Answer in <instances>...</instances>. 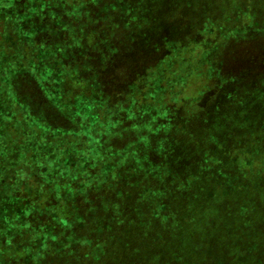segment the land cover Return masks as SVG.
<instances>
[{"label": "trees", "instance_id": "1", "mask_svg": "<svg viewBox=\"0 0 264 264\" xmlns=\"http://www.w3.org/2000/svg\"><path fill=\"white\" fill-rule=\"evenodd\" d=\"M179 1L151 0L154 11L129 27L122 13L99 27L77 11L80 4L91 6L90 0H0V264H264V214L255 225L236 216L242 206L259 210L252 201L264 175L246 170L253 160L247 161L250 166L241 162L240 176L255 181L243 188L240 176L207 172L212 166L222 169L225 162L203 152L208 134L221 136L223 129L242 136L246 130L248 138L254 137L240 113L242 105L257 102L246 98L236 106L227 99L216 109L201 104L214 77L207 70L199 74L209 80L203 85L194 67L188 69L193 61L186 55L202 35L194 62L206 64L205 55L217 50V29L204 28L196 37L199 22H193L186 5L179 8ZM176 6L167 24L172 22L173 32L193 33L186 45L180 35L166 40L163 32L155 36L146 27L165 18L162 10ZM255 6L253 0L243 2L248 21L238 25L261 21L252 16ZM45 10L52 12L40 22ZM222 19L216 20L219 28ZM19 26L24 28L18 31ZM69 33L81 38L65 48ZM45 59L57 61L47 74L64 72L56 85L52 76L42 85L30 78L37 67H45ZM134 65L143 73L130 72ZM246 67L244 75L237 66L229 74L235 72L233 86L259 82L257 62ZM188 77L197 78L196 86ZM175 80L181 84L170 104L166 94L171 96ZM190 87L195 88L184 94ZM153 92L162 103L150 100ZM252 107L247 108L255 115ZM183 153L191 156L187 164L196 162V170L181 167L176 158ZM247 191L252 197L241 198L237 206L230 199ZM202 204L216 206L222 216L231 211V225L207 223L196 210ZM258 224L263 226L258 236L245 238L240 251L221 239L233 226L234 233L256 235ZM210 227L220 242L211 239ZM200 230L206 236L194 237Z\"/></svg>", "mask_w": 264, "mask_h": 264}, {"label": "rangeland", "instance_id": "2", "mask_svg": "<svg viewBox=\"0 0 264 264\" xmlns=\"http://www.w3.org/2000/svg\"><path fill=\"white\" fill-rule=\"evenodd\" d=\"M143 0H99L98 2H94L90 0V5H84L81 6L80 4L78 7L79 9L77 11H81L84 13L82 16L86 22L91 21L96 23L97 26H101L106 22H109L111 17H115L116 15L122 13L125 17L126 21L129 22L128 27L130 26V22L132 20H138L140 16H144L147 11L148 14L152 13L154 9H152V6L150 5L151 0H145V4L142 5ZM247 0H180L179 3L182 4L180 7H185V5L193 10V22L198 21L199 26L197 25L196 29L193 30V33L196 37L200 36L202 34V30L204 28L206 31L210 30V27L212 29H217V39H215V46L217 50L212 51L211 53L205 55L207 59L206 64L203 66L196 65L197 63L194 62L196 56L200 52L198 47H196L197 43L202 41L204 37L201 35L198 39L195 38V41L193 44H191V48L195 49L192 51L190 55H186V58L188 60H192L193 63L189 64L188 69L191 67H194L193 74L197 78H200L203 81V85L207 82H209L207 76L205 77H199L198 75L201 73H204L205 70H207V74L210 73L214 77V83L212 85V88L204 93L202 97V103L206 105V107H211L210 105H207V103H211L212 106L216 109L222 105L224 100L229 99V102H233V104H236V106H241V102L246 98H253L257 104L255 105H242L243 113H240L241 120L245 121L248 119L247 127H244L245 129L249 130L254 137L248 138V133L246 134V130H242V136L240 133L236 132L231 129V131H228L229 129H223L221 132V136L218 133H215L214 135L208 134V137L204 140V143L207 144L205 150L203 152H212V154L225 162V166L218 170L216 166L210 167L207 172L214 173V172H221L224 173L227 176L237 175L240 176L241 174H244L243 171H241V162L243 166H250L248 164L252 162L251 167H245L246 170H251L249 173L254 174L257 176L259 173L260 175H264V0H253L254 4H257L258 7L255 6V13L252 16L253 18H256L255 16H260L261 21L257 24H251L247 27H242L239 24L240 20H246L242 16V13L244 12L243 2ZM196 2L195 5L193 3ZM150 7H147V5ZM233 4L237 5V9L233 7ZM138 6L140 8L138 9ZM22 8V7H21ZM178 6L173 8L171 11L168 10H162L161 16L164 12H166L165 18L161 17L159 20H155L153 23H149V26L146 25L147 29L151 30L155 36H159L161 34L160 32H163L165 34L166 40H173L175 36L180 35V40L183 41L185 44L186 42L190 41L191 38H193V33L191 36H186L188 34H181L180 32H173L171 30L172 28V22H169V25L167 24V19H173L174 16L177 14ZM226 10V11H225ZM22 12V9H17V12ZM52 10H45L42 15H40L39 20L40 22H43L45 19V16L49 13H51ZM226 13V14H225ZM223 17L221 24L223 27H218L219 24L216 23V20H218V17ZM35 18V17H33ZM115 20V18L110 19ZM212 20L215 23H212ZM248 21V20H246ZM37 22V21H36ZM205 22L209 24H205ZM31 23V22H30ZM32 23H35V20H33ZM237 24V25H235ZM27 24H24L26 26ZM210 25V26H209ZM24 26L16 27V30L20 31L19 29L24 28ZM38 26V25H37ZM35 26V27H37ZM66 26V24L64 25ZM87 27L92 26L90 24H86ZM235 26H238L239 29H235ZM158 31H160L158 33ZM210 32V31H209ZM81 38L80 36L78 39L75 38L73 33H69V36L65 37V40H68V43H65L67 46H72L74 42L79 40ZM206 39H213V35L205 37ZM33 45V41H30ZM41 41V43H43ZM212 42V41H211ZM39 43V44H41ZM38 44V45H39ZM186 45V44H185ZM198 46V45H197ZM38 48V47H36ZM135 58V57H134ZM40 61V60H39ZM249 61L257 62V68L255 69L256 74V80H259V82H256L254 80V85L250 87H243L239 88L236 86H233L231 84V77L235 76V72L232 75H229L233 70L235 71L236 66L238 73L240 75H244L246 71L250 69L248 66ZM204 62V61H202ZM42 66L45 67H37L35 69V73L30 74V78H34L35 80H38L41 84L43 80L46 81V78H49V76H52L54 81L53 84H58L59 77L64 73L61 70H53V73H48L49 67H52L57 64L56 59H45L42 60ZM194 64V66H193ZM139 67V65H136ZM135 65L130 68V72L136 73L139 72V74L143 73L142 70L138 69ZM196 77H188L187 81L190 83L191 86H194L196 83ZM29 78V77H28ZM136 76H133L131 79L133 82L136 80ZM253 80V79H252ZM175 85L171 89V96L169 94H166V102L173 101V94L174 91L178 90L181 82L178 80H175ZM248 83V82H247ZM42 85V84H41ZM196 86V85H195ZM195 87H190L187 90L185 89L184 94L188 95L190 94ZM182 89V88H181ZM159 94V93H158ZM153 96L150 97V100H154V103H162V97L157 96L154 92L152 94ZM155 95L157 96L155 99ZM159 99V100H158ZM244 103V102H243ZM39 104V102L37 103ZM229 103H226L227 106ZM81 108L84 107L82 104H78ZM249 106L252 107L253 111L255 112V115L250 111ZM38 110H41L43 108V105L37 106ZM226 108V107H225ZM222 107V110L225 113H229L233 109H225ZM146 108L142 109L141 111L145 110ZM220 110V109H219ZM223 112V113H224ZM216 114V113H215ZM217 116L219 115L216 114ZM249 117V118H248ZM251 125V126H249ZM255 127L253 132L251 130L252 127ZM212 129H216V127H213ZM262 132V134H261ZM246 134V135H245ZM199 140V139H198ZM53 150V149H52ZM202 152V153H203ZM234 155H238V158L236 160L233 158ZM242 156V158H239ZM244 156V158H243ZM191 156L187 153H183L181 156L177 157L176 160L180 159L182 162V168H190L191 170H196V162L193 164L192 162H189L187 164L188 159ZM202 157V154L199 156V160ZM248 157H250L248 159ZM248 161V162H247ZM243 168V170H245ZM259 169V171H256ZM201 173H204L201 171ZM246 174V173H245ZM243 176V175H241ZM240 176V177H241ZM240 185L243 186V188H246V186L254 184L255 181H253L252 176H245L241 177ZM217 184V183H216ZM245 191V190H244ZM233 195V194H232ZM253 193L247 191V192H241L240 198L231 197L230 199L233 200V202L236 204L241 200V198H248L252 197ZM257 200L252 201L254 204L259 206V210L257 211H250L246 210L247 207H240L239 212L237 213V219H239L241 222L243 221V224L248 223V220L252 225L257 224V220L260 214H264V211H261L260 209L264 206V183L260 184L259 189H257L256 193L253 196ZM250 201V200H249ZM242 202V201H241ZM244 203V202H242ZM248 203V202H247ZM241 204V203H240ZM237 206V204H236ZM197 212L200 213L202 218L208 223L211 222L213 224L216 223H225L227 227L231 225V216L232 212L229 211L226 213V216H222L216 206H205V205H198L196 208ZM247 215L248 217L244 216ZM260 220V219H259ZM259 222V221H258ZM210 226V225H209ZM234 227V226H233ZM230 227L225 233V231L221 234L222 240H227V242L233 245L232 249L233 251H240L242 249L241 245L245 242L246 239L254 240L258 236V232L260 229L263 228L260 224L257 225V233L256 235H252L251 237H247L249 232H239L234 233L232 231V228ZM211 231V239L214 241H221L218 237V235L214 232V229L210 227ZM227 235V237H226ZM203 231H199L197 236H194L196 238L199 237H205ZM244 236V237H243ZM246 238V239H245ZM226 242V243H227ZM223 246L224 243H222ZM228 253V252H225Z\"/></svg>", "mask_w": 264, "mask_h": 264}]
</instances>
